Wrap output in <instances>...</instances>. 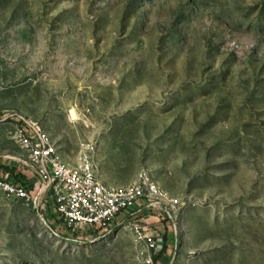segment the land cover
<instances>
[{
    "label": "rangeland",
    "instance_id": "374dc122",
    "mask_svg": "<svg viewBox=\"0 0 264 264\" xmlns=\"http://www.w3.org/2000/svg\"><path fill=\"white\" fill-rule=\"evenodd\" d=\"M6 116L0 178L35 205L0 192V264H264V0H0ZM20 117L112 187L148 171L170 216L73 235L19 171Z\"/></svg>",
    "mask_w": 264,
    "mask_h": 264
},
{
    "label": "built area",
    "instance_id": "2783aa9c",
    "mask_svg": "<svg viewBox=\"0 0 264 264\" xmlns=\"http://www.w3.org/2000/svg\"><path fill=\"white\" fill-rule=\"evenodd\" d=\"M13 116L3 117L7 123ZM14 140L23 152L17 160L22 174L32 172L42 183L41 203L54 200L55 212L62 227L74 234L86 231L90 237H103L124 227L125 221L141 214L158 212L170 216L173 203L166 197L148 171L140 173L131 184L112 187L98 176L92 156L83 150L76 165L66 163L53 137L43 126L20 117L15 126ZM12 159V158H10ZM15 160V159H13ZM0 178V192L8 199L35 205V199L26 184ZM140 242L149 251L159 247L158 241L144 235L143 228L135 226ZM147 264H153L152 259Z\"/></svg>",
    "mask_w": 264,
    "mask_h": 264
},
{
    "label": "bare ground",
    "instance_id": "6f19581e",
    "mask_svg": "<svg viewBox=\"0 0 264 264\" xmlns=\"http://www.w3.org/2000/svg\"><path fill=\"white\" fill-rule=\"evenodd\" d=\"M72 117H73L74 119H76V120L79 119V118H78V115H77L75 112H72Z\"/></svg>",
    "mask_w": 264,
    "mask_h": 264
},
{
    "label": "crops",
    "instance_id": "0c3cea01",
    "mask_svg": "<svg viewBox=\"0 0 264 264\" xmlns=\"http://www.w3.org/2000/svg\"><path fill=\"white\" fill-rule=\"evenodd\" d=\"M4 165V163H0V166Z\"/></svg>",
    "mask_w": 264,
    "mask_h": 264
}]
</instances>
